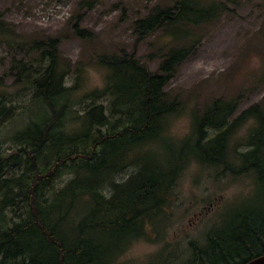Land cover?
<instances>
[{
	"label": "trees",
	"instance_id": "trees-1",
	"mask_svg": "<svg viewBox=\"0 0 264 264\" xmlns=\"http://www.w3.org/2000/svg\"><path fill=\"white\" fill-rule=\"evenodd\" d=\"M168 1L132 21V50L92 54L106 71L104 84L76 101L79 77L67 84L61 37L22 38L0 13V41L17 50L8 74L0 75V125L21 108L1 90L6 76L27 89L38 106L31 121L15 132L14 146L2 149L0 144V264H124L118 257L143 235L146 219L164 209L190 160L236 174L252 170L264 184V110L258 105L231 119L237 101L217 98L201 114L192 112L191 130L183 139L167 134L171 118L184 107L167 86L198 42L190 28L214 19L218 11L212 3ZM82 15L77 12L71 29L88 40L93 34L80 27ZM159 31L169 44L152 70L136 48ZM247 116L255 125L234 167L226 158L227 144ZM161 145L170 151L169 164L157 157ZM130 166L135 169L118 179ZM64 174L68 179L57 186ZM242 218L210 232L202 246L191 243L183 264H245L263 255L264 213ZM170 263L166 258L163 264Z\"/></svg>",
	"mask_w": 264,
	"mask_h": 264
},
{
	"label": "rangeland",
	"instance_id": "rangeland-1",
	"mask_svg": "<svg viewBox=\"0 0 264 264\" xmlns=\"http://www.w3.org/2000/svg\"><path fill=\"white\" fill-rule=\"evenodd\" d=\"M197 1L212 3L218 11L214 19L190 28L198 42L167 86L184 102L182 113L171 118L167 130L174 140L190 133L192 112H202L214 99L237 101L231 119L250 106L264 110V0ZM170 4L168 0H0V13L22 38L61 37L59 57L62 67H69L67 84L71 80L74 84L79 77L76 101L104 84L106 71L94 62L92 54L132 50V21L153 6ZM79 11L83 12L80 27L93 34L88 40L71 29ZM168 44L169 37L156 32L138 43L136 55L154 70ZM16 55L10 43L0 41V75L8 74L9 60ZM5 84L1 90L21 107L14 118L0 125L1 148L9 149L14 146L15 132L31 121L38 106L29 100L27 89L12 84L10 76L5 77ZM77 108L72 107L70 116ZM254 121L247 116L228 141L226 158L234 167L241 162L238 153L248 149ZM156 150L158 159L169 164L168 147L161 145ZM221 167L190 160L175 180L164 209L155 218L146 219L143 235L127 246L118 261L163 264L167 258L170 264H183L191 255V243L202 246L207 235L221 225L236 224L245 214L264 213V184L256 180L253 171L236 174ZM134 169L128 167L117 178H126ZM67 179L64 174L56 185H63Z\"/></svg>",
	"mask_w": 264,
	"mask_h": 264
},
{
	"label": "water",
	"instance_id": "water-1",
	"mask_svg": "<svg viewBox=\"0 0 264 264\" xmlns=\"http://www.w3.org/2000/svg\"><path fill=\"white\" fill-rule=\"evenodd\" d=\"M245 264H264V254L247 261Z\"/></svg>",
	"mask_w": 264,
	"mask_h": 264
}]
</instances>
